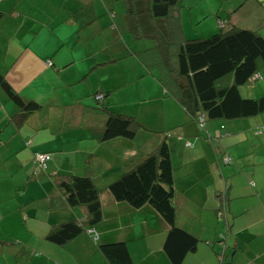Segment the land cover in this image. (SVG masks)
<instances>
[{"label": "crops", "instance_id": "crops-1", "mask_svg": "<svg viewBox=\"0 0 264 264\" xmlns=\"http://www.w3.org/2000/svg\"><path fill=\"white\" fill-rule=\"evenodd\" d=\"M214 1L188 0L181 11L197 10L212 32L220 26L218 11L231 13L225 27L264 30V0ZM126 27L122 0L0 2V72L25 100L41 104L23 119L10 118L18 106L0 86V264H109L88 256L93 232L82 231L65 245L48 239L53 224L81 213L59 195V173L89 175L103 188L101 224L93 227L98 240L125 238L137 264L152 258V251L158 252L155 264H172L163 248L165 232L158 250L144 240V224L159 221L153 210L146 218L142 206L115 200L106 189L111 176L139 162L163 137L173 166L176 223L200 238L181 264H264V114L206 118L200 127L158 73L131 53L147 44ZM98 92L104 94L101 101ZM102 103L134 115L141 125L132 136L103 137ZM145 129L150 139H143ZM35 151L50 153L44 168L32 163ZM223 153L231 160L225 162ZM103 164L110 169L108 179L98 176ZM111 218L119 220L108 225Z\"/></svg>", "mask_w": 264, "mask_h": 264}, {"label": "trees", "instance_id": "trees-1", "mask_svg": "<svg viewBox=\"0 0 264 264\" xmlns=\"http://www.w3.org/2000/svg\"><path fill=\"white\" fill-rule=\"evenodd\" d=\"M122 2L126 31L136 40L153 41L131 53L149 71H157L160 83L192 117L198 120L205 114L208 118H235L264 112V93L244 96L240 91L242 84L262 78L253 77L256 73L262 76L260 68L264 66L262 31L235 23L225 27L224 22L231 13L221 15L218 11V30L206 36L187 37L181 23L183 0ZM0 86L18 106L10 118L23 119L41 106L36 100H25L1 72ZM102 98L96 99L101 101ZM99 107L107 113L103 137L132 136L141 125L134 115L117 111L104 103ZM36 152L32 156L34 166ZM222 157L225 162L231 160L229 154L223 153ZM227 157L228 160L224 159ZM55 181L65 205L77 207L81 212L76 217L53 224L47 233L48 239L65 245L82 231L92 232L94 225L102 219L100 194L103 188L97 186L89 175L59 173ZM106 189L115 200L125 201L133 207L150 204L165 219L167 228L163 248L172 264H181L186 254L195 250L200 238L176 223L174 174L166 137L147 151L139 162L109 181ZM97 247L109 264H137L125 238L101 241Z\"/></svg>", "mask_w": 264, "mask_h": 264}, {"label": "rangeland", "instance_id": "rangeland-1", "mask_svg": "<svg viewBox=\"0 0 264 264\" xmlns=\"http://www.w3.org/2000/svg\"><path fill=\"white\" fill-rule=\"evenodd\" d=\"M187 1L188 0H184L183 1L186 6H188ZM208 1H209V3L211 5L214 4V2H215L214 0H208ZM195 2H196V0H189V4L190 5H195ZM253 4H256V2L254 0H253ZM244 11L247 12V10H244ZM219 14L223 15L222 13H219ZM196 15H198L197 10L189 11V10L185 9V11L183 13L181 11L182 28H183V31L185 29V33L187 34V37H193L194 35L200 36V33H199L200 29L202 31H205L206 34H203V35H210L212 33V28L210 26L205 27L207 25V23L206 22H202V19H198L196 17ZM211 16L213 17L212 21H214V23H215L216 15H215V13L213 11L211 12ZM190 30L194 31V33H195V30H196L197 34H191ZM261 31L264 34V30H261ZM140 42L146 43L147 45H150V44L153 43V41L151 39H141ZM260 71H261V73L263 75L262 79H256L254 81H250L248 83H244V84H242L240 86V91H241L242 95H244V96H259L262 93H264V66L260 68ZM2 92H3V90L0 89V93H2ZM9 101L12 102L13 100L9 99ZM262 114H264V112L260 113V114L253 115V116H259L260 117ZM152 119H154V118H152ZM155 119L159 120V118H155ZM152 122H154V121H152ZM158 123H160V121ZM155 124H157V121H156ZM158 125H160V124H158ZM147 128L151 129L152 127H147ZM156 128H160V127H156ZM174 129H175L174 127L170 126L169 131H173ZM141 130H142V126L140 127L138 132H140ZM145 130L148 132V134L144 133L142 135L143 139L144 140L150 139L153 135L149 134L150 133L149 130H147V129H145ZM143 132H144V130H143ZM157 133H159V132H157ZM138 138L141 139V135L140 136L138 135ZM109 170L110 169L105 168L104 164H103L99 168L98 176L100 178L108 179V175L111 174V173H109L110 172ZM92 173H94V172H92ZM113 177L114 176H111V179H114ZM198 205H200V203H198ZM141 208H143L145 210V213H146L145 217L146 218L150 217V211H149V208H150L151 210H153V212L156 214V216H157V218L159 220L157 222H154L155 226H157V227L151 226L149 224H144L145 228H142L144 237L145 238L147 237V239L144 238L146 244H149V245L152 246V248L156 249L155 245L156 244L160 245V241L162 240V233L161 232H165L166 231L167 222L150 204H144V205H142ZM180 211H181V215L180 216L183 219L188 220L190 218V216L187 214V212L184 209H181ZM221 213H222V210H219L218 211V221L220 223V226H222V228H224V226H226L225 225V216L223 217V215ZM136 219H137V217L134 218V220H136ZM116 220H119V219L111 218L110 221H106V223L108 225H110V224L112 225ZM129 221H130V216H127V218L123 219L124 223H129ZM99 222L97 224H101ZM147 225L150 228L147 227ZM133 230H134V228H132V231ZM222 230L224 231V229H222ZM96 231H97L96 229H93V231H92L93 233H90V238L92 240H94L95 245H93L94 246L93 250H89V254H88V256H90V257L92 256L93 257L92 261H94L95 263H97V261L100 260V259L103 260V258H104L102 253L97 248V243L101 242V241H107L108 240V238H104L103 236L100 237V239L98 240V237H96V234H97ZM218 235H219V233H218ZM114 239H116V236L113 235L111 240H114ZM156 250H158V249H156ZM152 252L153 253H151V255H150V256H152V258H148L147 261L144 262L143 264H155L156 258H157L156 255L158 254V252H156V251H152ZM160 264H162V263L160 262Z\"/></svg>", "mask_w": 264, "mask_h": 264}, {"label": "built area", "instance_id": "built-area-1", "mask_svg": "<svg viewBox=\"0 0 264 264\" xmlns=\"http://www.w3.org/2000/svg\"><path fill=\"white\" fill-rule=\"evenodd\" d=\"M253 77L260 78L261 75L259 73H256V74H254ZM96 98L101 99L102 98V93L101 92H98L97 95H96ZM198 121H199V124L200 125H203L204 124V115L203 114L199 116ZM257 132H261L260 128L257 129ZM263 137H264V132H263ZM49 158H50V154L48 152L37 151L34 154L33 161L35 162V164H36L37 167L44 168L46 166V161ZM225 159L228 160V157L225 158Z\"/></svg>", "mask_w": 264, "mask_h": 264}, {"label": "clouds", "instance_id": "clouds-1", "mask_svg": "<svg viewBox=\"0 0 264 264\" xmlns=\"http://www.w3.org/2000/svg\"><path fill=\"white\" fill-rule=\"evenodd\" d=\"M219 22H220V21H219ZM101 93H102V92H101ZM203 115H204V124H205V120H206L207 117L205 116V114H203ZM198 118H199V117H198ZM196 121H197V123H198V125H199L200 127H203V126H204V124H203V125H200L198 120H196ZM188 142H189V143H188ZM186 144H191V142H190L189 140H187V141H186ZM224 159H225V158H224ZM92 230H93V228H92ZM96 236H97V234H96Z\"/></svg>", "mask_w": 264, "mask_h": 264}]
</instances>
